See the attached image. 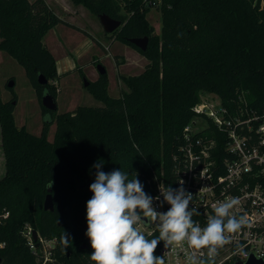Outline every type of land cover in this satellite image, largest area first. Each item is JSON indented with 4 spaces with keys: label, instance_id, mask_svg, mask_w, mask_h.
I'll return each instance as SVG.
<instances>
[{
    "label": "trees",
    "instance_id": "16d2710c",
    "mask_svg": "<svg viewBox=\"0 0 264 264\" xmlns=\"http://www.w3.org/2000/svg\"><path fill=\"white\" fill-rule=\"evenodd\" d=\"M72 2L98 18L106 14L119 20L122 26L113 37L138 50L149 64L138 76L122 77L127 90L119 98L109 94L107 73L90 82L87 89L101 106H79L54 117L56 113L42 105L40 135L18 128L13 104L0 100L6 160L0 210L10 212L0 225V241L6 243L0 264H41L24 236L28 225L41 237L56 239V262L48 264H95L86 236L93 165L102 162L106 173L121 169L130 180L136 175L150 196L157 181L173 182L175 170H183L186 161L185 128L197 116L194 107L204 92L215 94L226 110L221 127L211 121L195 135L204 144L217 136L218 144L210 150L216 170H225L226 160L235 157L229 151L230 132H236L248 150L264 151V0ZM152 7L159 9V34L148 16ZM63 24L76 29L45 0H0V51L24 68L40 103L46 93L56 99L54 82L67 75L59 74L56 58L43 42ZM144 37L149 39L145 52L130 42ZM80 74L86 78L81 69ZM40 75L48 80L46 85L39 84ZM52 125L56 130L50 140ZM256 181L264 186V177ZM48 194L53 196V212L44 209ZM160 247L161 242L157 256Z\"/></svg>",
    "mask_w": 264,
    "mask_h": 264
},
{
    "label": "clouds",
    "instance_id": "9594fccd",
    "mask_svg": "<svg viewBox=\"0 0 264 264\" xmlns=\"http://www.w3.org/2000/svg\"><path fill=\"white\" fill-rule=\"evenodd\" d=\"M102 162L96 163L95 180L89 190L93 193L86 204V220L91 248V260L95 264H165L163 256L155 255L158 244L181 245L195 251L186 253V264H213L218 250L229 243L230 236L246 223L243 216L237 217L232 209L239 203L236 198L219 202L214 215L207 218L206 226L193 220L198 211L190 209L192 193L183 187L160 189L163 203L170 205L166 212L153 207L154 198L144 191L137 176L128 178V173L101 170ZM155 199H159L158 197ZM149 218L156 222L159 235L148 239L139 225ZM65 234L64 242L68 243ZM207 250V261L202 257Z\"/></svg>",
    "mask_w": 264,
    "mask_h": 264
},
{
    "label": "rangeland",
    "instance_id": "374dc122",
    "mask_svg": "<svg viewBox=\"0 0 264 264\" xmlns=\"http://www.w3.org/2000/svg\"><path fill=\"white\" fill-rule=\"evenodd\" d=\"M45 1L63 21L76 28L74 29L64 24L59 25L52 29L44 38V44L56 59L62 60L73 56V52H75L78 45L81 46L83 39H88V44L91 45L88 50L84 46L81 47L79 53L76 52L78 58L74 59L75 66L72 69H65L63 75H67L63 76L59 82H54L56 86V103L58 106L54 117L60 113L73 112L79 106L95 107L102 105L84 86V78L80 74L81 69L88 82L98 80L100 74L97 71L95 59L107 70L109 94L114 98H119L122 92L127 90V86L122 80L123 76H138L147 68L149 61L138 50L124 44L122 41L116 40L113 34H107L99 18L85 7L74 5L72 0ZM158 10V7H152L148 15L156 34H159L161 29ZM86 35L89 37H86ZM77 69L79 70L77 71ZM10 81H14L15 83L13 88H9L8 86ZM0 100L3 103L10 102L13 104L14 119L18 128L25 127L35 135L41 134L45 120L42 102L40 103L37 92L30 84L24 68L15 59L1 51ZM197 106L202 108L206 107L208 113H211V111L215 113L222 108L221 100L210 92L201 94V102L196 104ZM209 117L215 121L216 117ZM194 120L195 127L193 130L197 132L206 128L209 122H211V119H208V122L201 116H195ZM55 130L56 126L52 125L49 133L50 140L53 139ZM216 139L217 136L210 143L205 144V149L207 148L209 150V154L210 150L218 144ZM5 173L6 160L2 146L0 127V178ZM28 227L29 225L24 230H27ZM140 230L142 231V229ZM48 241L53 242H47L49 245L47 243L45 244L46 249L49 251L51 250L50 246L54 245L53 250L55 244H57L56 239ZM37 255L39 256V261H42L41 264L45 263L47 254L40 251L39 248ZM53 262H56L55 259Z\"/></svg>",
    "mask_w": 264,
    "mask_h": 264
},
{
    "label": "built area",
    "instance_id": "2783aa9c",
    "mask_svg": "<svg viewBox=\"0 0 264 264\" xmlns=\"http://www.w3.org/2000/svg\"><path fill=\"white\" fill-rule=\"evenodd\" d=\"M194 113L204 117L207 121L211 119L212 122L221 127L226 110L221 108L215 113L213 111L208 113L206 107L195 106ZM208 115L216 117L215 121ZM194 127L195 120L193 119L183 134V137L189 142L185 150L184 169L175 170L176 178L173 182L157 181L156 192L151 195L154 198L153 207L158 212H166L170 205L165 202L163 206H160L161 201H163L160 189L163 191L169 186L173 189L179 188L181 187L180 182L183 181L184 189L192 193V201L189 207L199 213L193 215V220L204 227L208 216L214 215V208L219 202L236 198L239 203L232 209V212L237 217L243 216L246 223L236 233L227 234L230 236V241L218 250L213 264L245 263L251 255L264 260V186L256 181L257 177H264V151L259 147L248 150L244 140L236 132H230L228 134V137L231 138L229 151L235 157L226 160L225 170H216L213 167L214 162L211 160L209 150L205 149L206 146L201 138H196L197 131L193 130ZM260 131L264 132V125L260 127ZM261 146H264V139L261 141ZM157 197L159 199H155ZM9 218L10 212L8 210H0V225L5 224ZM147 219L149 225L143 223L139 225V228L148 236H158L157 223ZM33 232L30 226L24 230V236L31 251L38 254L40 248V251L47 254L43 264L52 263L54 245L50 246L51 250L48 251L45 244L53 241H48L38 233L35 239ZM5 247L6 243L0 241V250ZM193 251L195 250L187 249L186 246L181 245L166 246L165 242L161 241L158 256H163L165 264H186V253ZM203 252L202 257L199 253L197 256L207 261V250L204 249Z\"/></svg>",
    "mask_w": 264,
    "mask_h": 264
},
{
    "label": "water",
    "instance_id": "95a60500",
    "mask_svg": "<svg viewBox=\"0 0 264 264\" xmlns=\"http://www.w3.org/2000/svg\"><path fill=\"white\" fill-rule=\"evenodd\" d=\"M99 20H100V23H101L104 31L109 35L115 33L122 26V23L119 20L113 19L106 14L99 15ZM130 42L134 46H136L138 49L145 52L148 48L149 39L147 37L134 38V39H131ZM96 68H97V71L99 72L100 75H104L107 73L106 68L102 64H98ZM38 81H39V84H41V85H46L48 83V80L43 75L39 76ZM89 84H90V82H88L87 79L84 78V86L87 88L89 86ZM8 86H9V88H13L15 86L14 81H10ZM42 105L45 109H47L50 112H56L58 110L56 99L49 93H46L43 96ZM44 209L46 211H51V212L54 211V201H53L52 194L47 195L45 202H44ZM144 224L149 225V220L147 218H145ZM33 235H34V238L36 239L37 238V232L34 231ZM83 247H85V245H83ZM0 262H1V259H0ZM235 264H264V260L257 259L253 255H251L245 263L237 262Z\"/></svg>",
    "mask_w": 264,
    "mask_h": 264
},
{
    "label": "crops",
    "instance_id": "0c3cea01",
    "mask_svg": "<svg viewBox=\"0 0 264 264\" xmlns=\"http://www.w3.org/2000/svg\"><path fill=\"white\" fill-rule=\"evenodd\" d=\"M87 40L88 39H83L82 40L81 46L78 45V47L75 49V52H73V54H72L73 56H69L67 58H64L65 60L64 59H62V60L56 59V61H57V68H58V72H59L60 75H63L65 69H67V68H71L72 69L75 66L74 59H77L78 58L77 57V55H78L77 53H79L81 47H83V46L86 47L87 48L86 50L90 49L91 45L88 44V41Z\"/></svg>",
    "mask_w": 264,
    "mask_h": 264
}]
</instances>
